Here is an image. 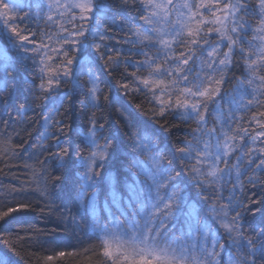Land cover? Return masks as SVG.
<instances>
[{"label":"snow or ice","instance_id":"1","mask_svg":"<svg viewBox=\"0 0 264 264\" xmlns=\"http://www.w3.org/2000/svg\"><path fill=\"white\" fill-rule=\"evenodd\" d=\"M121 67L114 94L101 73ZM0 93L19 101L18 123L31 114L42 129L16 153L13 136L33 128L9 132L0 117L4 158L33 161L31 178L3 192L5 245L41 243L13 214L43 201V243L63 245L61 222L90 221L97 243L85 252L100 264H264V0H0ZM137 93L150 122L125 105ZM253 107L249 132L236 113ZM169 117L191 125L183 137Z\"/></svg>","mask_w":264,"mask_h":264},{"label":"trees","instance_id":"2","mask_svg":"<svg viewBox=\"0 0 264 264\" xmlns=\"http://www.w3.org/2000/svg\"><path fill=\"white\" fill-rule=\"evenodd\" d=\"M28 8H24V12H27ZM23 12L21 13V15ZM112 35H117L116 33H111ZM215 39V37H213ZM91 41V37L88 38ZM118 47H120L118 45ZM128 46L125 45L126 49ZM133 60L143 59V57H132ZM103 67L101 62V68ZM133 71V69L129 68L128 72ZM124 72V68L121 67L118 71L114 72L111 77H109L106 73H101L102 80L110 81L111 91L115 94L117 92L122 93L123 90L120 88L121 75ZM240 74L239 69H234L229 73L230 77H235ZM130 79V78H129ZM39 81H37L38 83ZM105 88V91H109V88L106 85H102ZM30 87V85H29ZM225 91H230L231 82L226 83L224 86ZM70 88L69 85H65L59 91L61 93L68 91ZM5 98L4 93H0V117L7 120L11 117L9 121L11 127L9 128V132L13 129L20 130L25 127H28L31 124L33 128V135L30 138L27 133L21 132L20 136H13V142L11 144V148L16 153H24V149L20 148L18 145L23 143L25 140H28L29 143H36L39 140V126L36 124V117H33L31 114L28 116V120L24 124L18 123L21 117L18 116L19 109V101L13 102V99H8L7 104L3 103ZM82 99V96L75 97L76 108L79 109V101ZM150 97H146L142 93L132 94L124 97L125 105L129 108L132 114L144 121H151V109L152 104L149 103ZM228 97H225V100L221 103L224 104L225 110L228 108ZM246 103V100H245ZM140 104L141 109H137L136 105ZM67 107V103L65 104ZM262 109H258L253 107L251 110L244 112L239 111L236 113L238 117H243L241 121V126L248 128L249 132H254L255 125L249 127L248 121L253 112L260 111ZM115 119V117H113ZM171 124L179 126V131L174 127L173 134L174 136L183 137L184 132L188 131L191 125H183L180 124L179 121L172 119L169 117ZM69 121H66L68 123ZM83 121L79 117V112H77L76 123H82ZM75 126V124L73 125ZM4 125L0 122V129H3ZM235 127V124L232 125ZM39 129V130H37ZM28 147V145H25ZM43 157H41L42 159ZM25 163H33L32 160L27 158V154L25 153L23 156H19L17 158H12L9 153V159H5L2 152H0V203L5 202L3 200V192L4 190H10L13 185H18L21 182H24L27 179L31 178V173L24 168ZM250 174V173H249ZM251 187L250 185L248 186ZM59 189L57 192L59 193ZM258 191V189H257ZM227 194V193H225ZM62 195V194H61ZM61 200H56V204L59 205ZM41 208H44V212H41ZM18 219L26 220L27 224H21L19 226L20 234L22 236L27 235L22 229L27 228L28 224H31L34 228H39L40 231V239L41 243H26L22 247L17 246L15 250L12 247L5 245L2 241H0V256L6 258L10 264H44V257L47 255H55L56 252L65 251L72 252L73 255H65L64 257H57L51 264H100V261L97 260L96 255L93 254L92 251L85 252V249H93L97 243L96 239L92 236V224L91 222L81 221L78 217L75 221L69 220L67 230H64V223L61 222V226L57 229V232L60 236L64 237L63 245L60 247H56L51 243H43V241L51 238V230L52 224L49 223L48 220L40 219L41 216H47L48 212L45 208L44 202L40 201V207H37L35 211H30L28 213H14ZM58 214L51 215V221L58 220ZM14 229H16V225H13ZM98 251V250H97Z\"/></svg>","mask_w":264,"mask_h":264}]
</instances>
